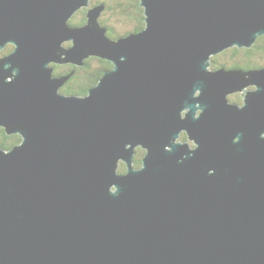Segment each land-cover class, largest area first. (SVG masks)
<instances>
[{
    "label": "water",
    "instance_id": "obj_1",
    "mask_svg": "<svg viewBox=\"0 0 264 264\" xmlns=\"http://www.w3.org/2000/svg\"><path fill=\"white\" fill-rule=\"evenodd\" d=\"M139 4L112 39L104 2L0 0V264H264V67H210L264 34V0ZM90 56L111 67L60 91L54 64Z\"/></svg>",
    "mask_w": 264,
    "mask_h": 264
},
{
    "label": "trees",
    "instance_id": "obj_2",
    "mask_svg": "<svg viewBox=\"0 0 264 264\" xmlns=\"http://www.w3.org/2000/svg\"><path fill=\"white\" fill-rule=\"evenodd\" d=\"M92 2L94 0H91ZM99 1V0H98ZM105 3V9L102 11H111L115 10L120 15H124L127 19L132 22V27L129 30L130 32H136L144 27V14L143 8L139 4V0H121L117 1L113 4V0H100ZM96 3V2H95ZM86 8H83L82 11L78 10L75 14L69 19V23L71 25H81L85 23ZM101 24L107 28V35L115 39L120 35L115 32L113 27L107 25L104 19L100 20ZM127 34V33H126ZM264 35L257 37L255 44L252 47L238 48L236 46L229 47L224 51L214 55L211 59V67H217V65L224 64L225 66H235L242 67L245 69L255 68V67H264ZM259 55L258 56H256ZM218 55H226L228 60L222 59L219 60ZM241 59V60H240ZM92 61H96L97 64L92 66ZM54 73L58 74L60 71L63 74H69V78L65 81V83L60 87V91L65 94H77V95H85L89 87L94 85L100 76L102 75L105 69L111 67V63L107 60L101 59L99 57L90 56L84 59V64L81 66L73 65L70 63H65L61 65L54 64ZM240 101V99H236ZM185 133L182 135V139H185ZM20 142V136L18 134H8L0 135V148L4 150H8L17 143ZM139 151V148H137ZM135 162H137V158H135ZM138 166L141 162L136 163ZM125 165L120 164L119 171H125Z\"/></svg>",
    "mask_w": 264,
    "mask_h": 264
},
{
    "label": "rangeland",
    "instance_id": "obj_3",
    "mask_svg": "<svg viewBox=\"0 0 264 264\" xmlns=\"http://www.w3.org/2000/svg\"><path fill=\"white\" fill-rule=\"evenodd\" d=\"M117 1H121V0H113V4ZM94 2V1H93ZM84 8V7H83ZM83 8H80L79 10L82 11ZM101 19H104L105 23L107 25H109L110 27H113V29L115 30L116 33H118L119 35H124L126 33L129 32V30L131 29V25H132V22L127 19L124 15H119L117 13V11L115 10H111V11H104L102 12V14L100 15L99 17V20ZM104 26V25H103ZM259 37V36H258ZM64 45H67V41L63 42ZM13 47V46H12ZM10 49V48H9ZM3 51L5 50H8L7 48L5 49H2ZM2 50L0 52H2ZM256 56L259 57V55L256 54ZM228 57L226 55H222L220 56L219 60L221 61L222 59L224 60H228L227 59ZM241 60V59H240ZM230 61V60H228ZM65 64V63H64ZM92 66L96 65L97 62L96 61H92ZM251 87H248V89H250ZM237 94L236 92L235 93H232L229 95V99L232 100V99H237ZM187 139V138H185ZM120 164H123L122 162H119V166ZM119 166H118V170H119Z\"/></svg>",
    "mask_w": 264,
    "mask_h": 264
},
{
    "label": "flooded vegetation",
    "instance_id": "obj_4",
    "mask_svg": "<svg viewBox=\"0 0 264 264\" xmlns=\"http://www.w3.org/2000/svg\"><path fill=\"white\" fill-rule=\"evenodd\" d=\"M95 2L96 3H99V2H102V1H98V0H94V2H92L91 0H90V5H92V3L93 4H95ZM102 14V13H101ZM262 35H264V34H262ZM261 36V35H260ZM255 44V43H254ZM253 44V45H254ZM252 45V46H253ZM251 46V47H252ZM264 46V45H263ZM5 48H7L8 50H5V51H3L2 49H5ZM10 48V49H9ZM12 44L11 43H7V44H5L4 46H3V48H1L0 49V51L2 50V52H0V57H2V56H4V55H6L7 53H9L11 50H12ZM263 48V47H262ZM214 57V56H213ZM217 57H219L220 58V55H218ZM212 59V58H211ZM56 65H61V64H56ZM219 67H226V68H241V69H245V68H242V67H235V66H225L224 64H221V65H217V67H212V68H219ZM54 68H55V66H54ZM62 71H60V73H58V74H63V73H61ZM249 87H251V88H253L252 86H249ZM232 101H234V102H239V103H241V100L240 101H237L236 99H232ZM2 132H3V135H5L6 134V132H5V130H4V128L2 127V126H0V135L2 134ZM8 135V134H7ZM182 135H183V133L181 134V138H182ZM137 148H139V151H137ZM144 153H145V149H143V148H141V147H139V146H137L136 148H135V153H134V155H133V166H135V167H140V165L138 166L136 163H140L141 162V160H142V158H143V156H144ZM135 158H137V162H135Z\"/></svg>",
    "mask_w": 264,
    "mask_h": 264
},
{
    "label": "bare ground",
    "instance_id": "obj_5",
    "mask_svg": "<svg viewBox=\"0 0 264 264\" xmlns=\"http://www.w3.org/2000/svg\"><path fill=\"white\" fill-rule=\"evenodd\" d=\"M213 56H214V55H213ZM213 56H212V57H213ZM212 57H211V58H212ZM210 67H211V65H210ZM211 68H212V67H211Z\"/></svg>",
    "mask_w": 264,
    "mask_h": 264
}]
</instances>
